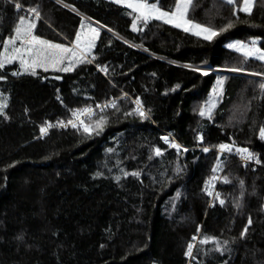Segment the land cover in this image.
I'll return each mask as SVG.
<instances>
[{"label": "trees", "instance_id": "16d2710c", "mask_svg": "<svg viewBox=\"0 0 264 264\" xmlns=\"http://www.w3.org/2000/svg\"><path fill=\"white\" fill-rule=\"evenodd\" d=\"M240 1L191 0L193 21L214 29L232 21L206 41L160 21L133 32L131 10L109 0H0V49L21 16L36 24L35 35L65 45L82 18L100 33L95 60L71 72L13 76L17 62L0 69L8 117L0 116V264H264V94L262 78L248 74L264 73V63L226 47L256 39L264 48V0L250 13L240 11ZM155 2L175 8V0ZM237 66L245 71H226ZM202 67L211 72L192 70ZM218 77L223 86L211 119L201 117ZM137 98L147 119L134 112ZM96 105L109 106L98 112ZM85 107L94 110L93 120L107 118L99 134L58 125ZM45 122L53 126L42 135ZM222 143L234 145L232 152L220 153ZM238 147L260 163L242 161ZM218 156L222 166L210 196L205 181ZM205 237L227 241L229 251L216 252L213 241L201 244ZM188 243L191 257L184 255Z\"/></svg>", "mask_w": 264, "mask_h": 264}, {"label": "snow or ice", "instance_id": "6c2138e0", "mask_svg": "<svg viewBox=\"0 0 264 264\" xmlns=\"http://www.w3.org/2000/svg\"><path fill=\"white\" fill-rule=\"evenodd\" d=\"M61 0H57V3H60ZM111 3L116 5H121L126 9L131 11L127 13L131 16V30L133 32L144 31L150 21H160L165 25H171L174 28L181 29L185 33H191L194 36L201 37L206 41H211L215 36L220 32L226 31L232 26V21H229L227 24L222 26L219 29H214L211 26L202 25L199 22H195L190 19L187 15L191 0H175V8L172 11L163 10L155 0H110ZM224 3L228 5H234L235 0H223ZM242 7L240 11L245 13H250L252 8V0H241ZM65 7H70L69 5H64ZM21 5L16 4V8L20 9ZM76 11V9H72ZM29 12L35 15V19H40V13L36 8L28 9ZM79 14V13H77ZM235 15V12L233 13ZM36 24L33 21L26 20L23 16L19 18L18 24L15 26L14 34L5 38L2 41V49H0V69H4L5 65L13 64L17 62L19 64V69L13 71L11 74L13 76L18 75H31L37 76V70L40 69L43 72L47 73L49 70L53 72H71L80 64L92 63L95 60V56L92 55V49L96 46V39L100 35L99 30L96 27H92L90 24H86L84 18L80 22V30L75 33V38L69 42L68 45L63 43H56L50 40L41 38L38 35L34 34V29ZM101 28L105 27L100 25ZM109 32H112L117 39L121 37L113 31V29L108 28ZM130 47H136L137 45H129ZM227 48L234 50L239 53L242 58L247 61L249 58L255 59L257 61L264 62V48L257 46V40L253 39L250 43L242 41H233L226 45ZM147 51V49H145ZM91 56V59L89 57ZM100 71L107 73V69L102 66H97ZM187 67V65H186ZM193 71H200L202 75H208L206 70H201L199 68H193ZM226 71L230 72H243L245 71L242 67H229ZM252 76H260L261 82L258 84V87L262 94H264V73L250 72L248 73ZM59 79V77H55ZM6 79L5 76L0 75V80ZM223 86V79L217 78L216 85L213 87V93L216 95L220 94ZM179 87V85H177ZM126 95V94H125ZM59 99V97H57ZM133 103L136 105L134 112L139 115L141 119H147L148 113L145 112L142 108L139 98H137ZM109 105H96L97 108L103 109ZM112 108H116L117 105L113 102L110 105ZM7 107V98L3 97L0 94V116H3L4 119H8L5 114L4 109ZM215 107L213 102H209L208 106L201 107L199 109V115L201 117L207 114L208 118L211 119L212 109ZM150 111V110H149ZM125 115H132L131 112L125 113ZM95 113L92 108L85 107L83 109L74 110L72 113V118L69 119L66 123L63 121L58 122L60 127L71 126L74 129L83 131L89 136L95 132L99 134L103 130L104 125L107 123V118L103 115L99 116L98 119L93 120ZM85 117L86 119L82 118ZM53 125L45 122V126L40 128L41 134H45L47 129ZM259 138L264 140V127H261L259 130ZM161 139L168 144L169 147L175 148L179 153L181 151V145L176 143L173 140H170L169 137L164 136ZM197 140L202 141V136L197 135ZM234 145L229 144H219L218 151L220 153H231ZM205 153L209 151V148L204 147L202 149ZM111 151V149H109ZM184 152H187L188 149L184 148ZM154 153L157 157L162 156L163 152L160 148H155ZM236 153L240 156L241 160L244 162L255 161L257 164L260 163L259 159L256 158V155L251 152L248 148H236ZM151 159V157H150ZM222 162L220 157H217V164L212 168L213 176L211 180L205 181L204 191L212 196L213 192L210 190L211 181L217 179L215 173L221 169ZM180 168L176 169V172L179 173ZM99 175V173L97 174ZM129 175L125 173V176ZM132 176H139L138 172L131 173ZM119 180V177L116 178ZM224 182L229 183L227 177H224ZM241 188H243V181H240ZM215 199L219 200L221 205H224L225 201L220 198L219 193H215ZM236 207H239V202L236 203ZM248 224H251V219L249 218ZM199 231V228L197 229ZM247 232V226L241 231L240 236L243 238ZM19 238V237H18ZM193 240H196L197 237L193 236ZM210 241L216 243L215 251L223 254L224 251H229L227 249V241L221 245L216 241L215 237H205L200 240L201 244H207ZM194 245L188 243L187 250L184 255L191 257L193 253Z\"/></svg>", "mask_w": 264, "mask_h": 264}, {"label": "rangeland", "instance_id": "374dc122", "mask_svg": "<svg viewBox=\"0 0 264 264\" xmlns=\"http://www.w3.org/2000/svg\"><path fill=\"white\" fill-rule=\"evenodd\" d=\"M110 1V0H109ZM255 2H256V0H252V8H253V6H254V4H255ZM239 7L241 8L242 7V3H241V1H240V3H239ZM252 8H251V10H252ZM174 10V9H173ZM243 12V11H242ZM243 13H245V12H243ZM187 15H188V13H187ZM264 63V62H263ZM199 69H201V70H206L208 73L209 72H211V70L209 69V68H207V67H202V68H199ZM39 71H42V70H40V69H38L37 70V72H39ZM49 71H51V70H49ZM213 71H215V72H226V71H224V70H213ZM200 72V71H199ZM228 73H232V72H230V71H227ZM60 73H64V72H60ZM216 85V84H215ZM218 96L219 95H216V94H214L213 93V90H212V92H211V94H210V97H209V101H208V103L211 101V102H213L214 104L216 103V99L218 98Z\"/></svg>", "mask_w": 264, "mask_h": 264}, {"label": "built area", "instance_id": "2783aa9c", "mask_svg": "<svg viewBox=\"0 0 264 264\" xmlns=\"http://www.w3.org/2000/svg\"><path fill=\"white\" fill-rule=\"evenodd\" d=\"M104 110V108L103 109H100V108H97V111L98 112H102ZM94 111V110H93ZM47 133H45V134H43V135H46Z\"/></svg>", "mask_w": 264, "mask_h": 264}]
</instances>
